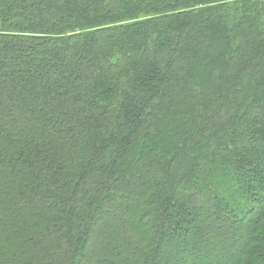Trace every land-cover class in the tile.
<instances>
[{"label": "trees", "instance_id": "trees-1", "mask_svg": "<svg viewBox=\"0 0 264 264\" xmlns=\"http://www.w3.org/2000/svg\"><path fill=\"white\" fill-rule=\"evenodd\" d=\"M263 102L264 0H0V264H264Z\"/></svg>", "mask_w": 264, "mask_h": 264}, {"label": "rangeland", "instance_id": "rangeland-1", "mask_svg": "<svg viewBox=\"0 0 264 264\" xmlns=\"http://www.w3.org/2000/svg\"><path fill=\"white\" fill-rule=\"evenodd\" d=\"M208 36H211V38H216V36L218 37V34L216 33V32H214V33H210V34H208ZM218 40H220L221 41V39L219 38ZM220 41H218V43H221ZM214 55H212V54H207V53H205L204 55H202V64H203V68H201V67H199L196 71H195V74H196V77H199V76H202V75H207L208 74V71L209 70H211V64H210V59L213 57ZM228 56H225L224 57V59H226ZM208 65H210V66H208ZM208 66V67H207ZM218 67H220V64H218L217 65ZM207 68H208V70H207ZM205 73V74H202V73ZM260 108V110H263L264 109V102L261 104V106L259 107ZM216 182V184H222V183H225L226 181H225V179L224 180H219V182H217V180L215 181ZM235 195V194H234ZM235 199V197H233L232 198V200H234ZM104 246V244H102V243H99V246L97 247L96 245L94 246V248L93 249H99L100 250V247H103ZM92 249V250H93ZM103 254V253H102ZM119 256H121L120 257V259L119 260H116V261H111V262H107V263H105V259L103 258H100V260H94L93 261V263L94 264H115V263H117V262H119L120 260H121V258H123L124 256L122 255V254H119ZM93 259H91V260H84V262H86V261H88L87 263H89V261H92Z\"/></svg>", "mask_w": 264, "mask_h": 264}]
</instances>
